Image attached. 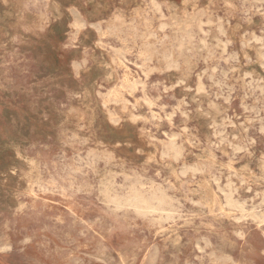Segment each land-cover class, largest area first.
Returning <instances> with one entry per match:
<instances>
[{"label":"rangeland","instance_id":"1","mask_svg":"<svg viewBox=\"0 0 264 264\" xmlns=\"http://www.w3.org/2000/svg\"><path fill=\"white\" fill-rule=\"evenodd\" d=\"M0 264H264V0H0Z\"/></svg>","mask_w":264,"mask_h":264},{"label":"bare ground","instance_id":"2","mask_svg":"<svg viewBox=\"0 0 264 264\" xmlns=\"http://www.w3.org/2000/svg\"><path fill=\"white\" fill-rule=\"evenodd\" d=\"M131 204H133L138 210H141V209H153V208H158L159 209V208H162L163 201L161 199H159L158 203L155 206L154 204H152L151 200H146V199H143L141 196L136 195V196L133 197V200H132Z\"/></svg>","mask_w":264,"mask_h":264}]
</instances>
